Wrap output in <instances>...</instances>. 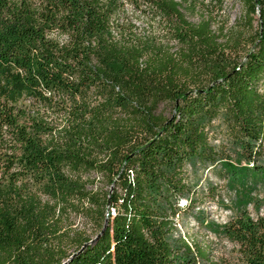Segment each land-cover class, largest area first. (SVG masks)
I'll return each instance as SVG.
<instances>
[{
  "label": "trees",
  "instance_id": "obj_1",
  "mask_svg": "<svg viewBox=\"0 0 264 264\" xmlns=\"http://www.w3.org/2000/svg\"><path fill=\"white\" fill-rule=\"evenodd\" d=\"M239 2L235 26L252 34L228 60L175 0H0V264H222L177 227L199 201L190 175L219 163L216 121L246 162L262 154L264 0ZM135 16L173 32L182 57L142 67ZM71 216L95 236H66ZM218 230L234 264H264V216L239 212Z\"/></svg>",
  "mask_w": 264,
  "mask_h": 264
},
{
  "label": "rangeland",
  "instance_id": "obj_2",
  "mask_svg": "<svg viewBox=\"0 0 264 264\" xmlns=\"http://www.w3.org/2000/svg\"><path fill=\"white\" fill-rule=\"evenodd\" d=\"M175 1L181 4L180 11L189 23L197 25L202 21L209 22L211 32L217 36L218 43L224 46L226 59L242 58L249 49V34L252 32L235 26L244 8L239 0H224L222 8L211 0ZM134 18L132 23L134 31L144 46L139 60L142 67L152 63L153 55H176L173 57L175 60L182 57L184 47L175 39L173 32L165 30L154 20L137 16ZM257 19L258 15H255L254 29L257 28ZM212 69L203 61L199 75L206 79V73ZM154 105L156 115L169 118L170 104L157 102ZM209 131L211 145L218 153L219 163L215 167L190 175L189 184L198 192L199 201L186 214L180 216L177 235L182 236L187 245H191L193 239L203 250L209 252L211 260L222 264L223 261L234 264L236 257L234 245L216 232H219V226L234 218L239 212L250 214L253 218L264 216V146L262 154L253 165L250 161L246 162L238 144L232 137L227 136L225 126L220 122L216 121ZM227 163L234 169L235 176L232 178L228 177L225 171L224 165ZM106 190L112 192V186ZM60 227L63 233L69 232L66 236L70 238L80 234L93 238L96 234L89 219L83 216L64 218L60 221ZM69 240L65 239L66 244Z\"/></svg>",
  "mask_w": 264,
  "mask_h": 264
},
{
  "label": "water",
  "instance_id": "obj_3",
  "mask_svg": "<svg viewBox=\"0 0 264 264\" xmlns=\"http://www.w3.org/2000/svg\"><path fill=\"white\" fill-rule=\"evenodd\" d=\"M84 246H85V245H84ZM84 246H83V247H84ZM83 247H82V248H83ZM65 263H66V262H65ZM65 263H64V264H65Z\"/></svg>",
  "mask_w": 264,
  "mask_h": 264
},
{
  "label": "bare ground",
  "instance_id": "obj_4",
  "mask_svg": "<svg viewBox=\"0 0 264 264\" xmlns=\"http://www.w3.org/2000/svg\"><path fill=\"white\" fill-rule=\"evenodd\" d=\"M192 246V245H191Z\"/></svg>",
  "mask_w": 264,
  "mask_h": 264
},
{
  "label": "built area",
  "instance_id": "obj_5",
  "mask_svg": "<svg viewBox=\"0 0 264 264\" xmlns=\"http://www.w3.org/2000/svg\"><path fill=\"white\" fill-rule=\"evenodd\" d=\"M113 214V213H112Z\"/></svg>",
  "mask_w": 264,
  "mask_h": 264
}]
</instances>
